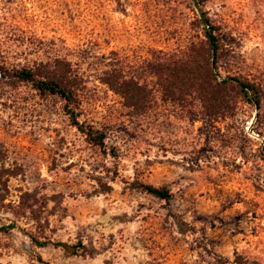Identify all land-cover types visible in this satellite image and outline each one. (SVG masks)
<instances>
[{
    "label": "rangeland",
    "instance_id": "rangeland-1",
    "mask_svg": "<svg viewBox=\"0 0 264 264\" xmlns=\"http://www.w3.org/2000/svg\"><path fill=\"white\" fill-rule=\"evenodd\" d=\"M203 9L231 42L218 78L264 86V0ZM204 39L192 0H0V59L71 61L86 81L76 112L106 130L108 149L86 142L59 97L0 79V264H264L257 109L236 90L218 116L195 94L166 100L146 66ZM111 63L149 84L144 112L101 82Z\"/></svg>",
    "mask_w": 264,
    "mask_h": 264
},
{
    "label": "trees",
    "instance_id": "trees-1",
    "mask_svg": "<svg viewBox=\"0 0 264 264\" xmlns=\"http://www.w3.org/2000/svg\"><path fill=\"white\" fill-rule=\"evenodd\" d=\"M194 9L202 26L205 39L200 44L181 49L178 54L154 51L147 61L148 71L156 77L162 97L166 100H187L194 94L205 107L209 115L218 116L232 108L229 90H236L245 101L257 109V124L259 134L264 138V86L238 76L218 78V69L223 55L230 45V39L225 35L220 25H215L203 9L206 0H192ZM0 79L16 86L29 85L41 98L57 96L64 101V108L69 115L71 124L85 137L86 142L107 153V132L95 124L79 118L76 109L82 103V94L86 86L85 77L75 70L73 64L62 56L35 60L33 63L10 66L0 59ZM100 80L111 90L124 99V104L137 112H144L153 102L152 89L146 81H141L122 67L108 65L101 73ZM115 153V151H110ZM261 157L264 160V141L261 145ZM133 188L149 193L156 198L170 201L173 193L166 186H155L151 183L134 181ZM180 225L181 222L177 221ZM10 226V225H7ZM5 226V227H7ZM2 229V225L0 226ZM34 244L46 246L50 241H41L32 237ZM65 249L83 246L81 242L75 245L58 241L51 242ZM222 264H226L222 260ZM240 258L233 263L243 264Z\"/></svg>",
    "mask_w": 264,
    "mask_h": 264
}]
</instances>
